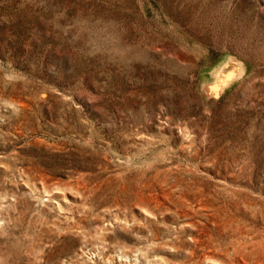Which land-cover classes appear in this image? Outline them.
I'll return each mask as SVG.
<instances>
[{"label": "rangeland", "instance_id": "obj_1", "mask_svg": "<svg viewBox=\"0 0 264 264\" xmlns=\"http://www.w3.org/2000/svg\"><path fill=\"white\" fill-rule=\"evenodd\" d=\"M0 264H264V0H0Z\"/></svg>", "mask_w": 264, "mask_h": 264}, {"label": "bare ground", "instance_id": "obj_2", "mask_svg": "<svg viewBox=\"0 0 264 264\" xmlns=\"http://www.w3.org/2000/svg\"><path fill=\"white\" fill-rule=\"evenodd\" d=\"M221 81V80H220Z\"/></svg>", "mask_w": 264, "mask_h": 264}]
</instances>
